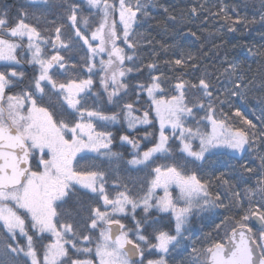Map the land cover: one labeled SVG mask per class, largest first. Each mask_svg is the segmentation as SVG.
Wrapping results in <instances>:
<instances>
[{
    "label": "snow or ice",
    "instance_id": "1",
    "mask_svg": "<svg viewBox=\"0 0 264 264\" xmlns=\"http://www.w3.org/2000/svg\"><path fill=\"white\" fill-rule=\"evenodd\" d=\"M257 5L0 7V264H264V46L253 73L142 30L264 28Z\"/></svg>",
    "mask_w": 264,
    "mask_h": 264
},
{
    "label": "trees",
    "instance_id": "2",
    "mask_svg": "<svg viewBox=\"0 0 264 264\" xmlns=\"http://www.w3.org/2000/svg\"><path fill=\"white\" fill-rule=\"evenodd\" d=\"M22 2L23 0H18L15 2L16 5H13L12 7L16 8L21 5ZM198 2H206L208 4L223 3L230 8H235L241 15L247 14L251 16L259 12L258 5L253 7L256 0H156L158 5L168 7L169 11L177 16H179L181 12L187 13L188 9ZM15 8H12L13 11ZM152 11L154 19L146 23L142 30L146 31L152 37H155L156 40H167L169 42L175 41L193 52L202 53L207 51L209 57L212 56L213 52L217 53L218 57L227 55L229 59L240 62L244 66L245 71H248L250 68L251 71L255 73L260 67L258 62H254L257 58L249 55L247 51L248 48L257 49L264 46V38H262L264 37V28H261L259 24L249 25L247 28L238 29L236 33H229L226 31L217 33V28L222 21H216L211 17H207V14H205L207 20L206 24L197 19L194 23L188 24L184 31L179 35H177L176 32H172L168 36L161 37L159 35L160 25L165 21V14L160 7H157ZM187 28L197 31V35L200 39L196 40L194 37L188 35ZM209 33H216V35L215 37H212L209 36ZM213 43L219 47H213ZM141 55L145 59L148 57L147 52H142ZM118 127L119 126H117V128ZM113 131L117 136L120 134L119 132H116L115 128ZM144 145L145 142L142 141L141 146L144 147ZM113 147L117 151H123L118 141ZM125 157L130 158V153L125 152ZM197 228L199 229L197 235H193L192 233H189V235L196 240L197 244H199L200 237L212 231V228L210 226L202 225H197Z\"/></svg>",
    "mask_w": 264,
    "mask_h": 264
},
{
    "label": "rangeland",
    "instance_id": "3",
    "mask_svg": "<svg viewBox=\"0 0 264 264\" xmlns=\"http://www.w3.org/2000/svg\"><path fill=\"white\" fill-rule=\"evenodd\" d=\"M18 1V0H0V7L4 6V5H7L9 6L10 8H15V7H12L13 5L15 6V2ZM24 3V0L22 2V4Z\"/></svg>",
    "mask_w": 264,
    "mask_h": 264
}]
</instances>
